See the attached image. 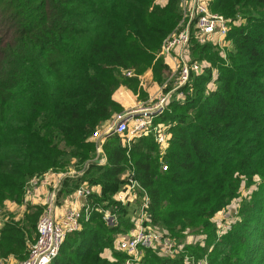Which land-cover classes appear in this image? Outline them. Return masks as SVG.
<instances>
[{
    "label": "trees",
    "instance_id": "trees-1",
    "mask_svg": "<svg viewBox=\"0 0 264 264\" xmlns=\"http://www.w3.org/2000/svg\"><path fill=\"white\" fill-rule=\"evenodd\" d=\"M209 6L228 30L221 41H192L191 59L210 64L180 88L183 100L172 97L155 116L170 134L166 146L153 133L128 144L112 135L102 144L101 164L91 136L122 110L112 96L120 70L149 68L154 80L165 81L168 64L159 51L178 28L181 0H0L1 215L4 201L25 200L32 177L74 166L81 174L63 178L60 195L84 181L99 185L89 200L116 217L108 224L92 211L49 264H124L117 237L134 226L141 203L140 196L126 204L115 199L128 170L148 197L152 228L183 243L174 256L143 248L133 264H187L189 256H207L209 264L264 262V247L251 238L258 231L264 239L254 224V211L264 206V0ZM223 42L232 45L224 57L217 53ZM235 200L236 219L218 234L213 218ZM42 210L28 204L21 220L3 214L1 257L26 258ZM186 232L200 239L188 243Z\"/></svg>",
    "mask_w": 264,
    "mask_h": 264
},
{
    "label": "built area",
    "instance_id": "built-area-1",
    "mask_svg": "<svg viewBox=\"0 0 264 264\" xmlns=\"http://www.w3.org/2000/svg\"><path fill=\"white\" fill-rule=\"evenodd\" d=\"M211 0H181L182 18L175 32L168 35L162 42L159 55L166 63L170 61L171 76L175 77V85L166 93L159 94L153 106H143L127 110L112 116V120L97 128L92 133L96 143V152L101 153L104 140L112 135H118L123 144L132 139L153 133L156 142L165 147L170 136L167 126L163 123L154 124V118L161 113L171 98L183 100L184 92L180 88L185 85L192 74L201 72L203 65L190 57V46L195 39L198 42L209 40L221 41L228 30L227 19L223 15L213 12L209 3ZM168 64V63H167ZM101 151V152H100ZM162 165V170H166ZM75 171H50L41 176L32 177L26 187L27 200L33 196L41 184L50 186L49 200L46 208L39 216L35 239L29 243L25 259L18 264H49L58 254L66 236L81 228L82 219H87L95 209L102 213L103 220L108 224L116 223L115 214L109 209H103L92 204L89 196L94 193L87 184H81L73 192L72 202L62 211L55 214L54 199L62 179L73 176ZM124 184L116 193L115 199L121 204L134 203L137 198L141 203L133 216L134 226L127 234L117 237V247L127 255L124 264H133L142 256V249L154 247L166 256H174L183 248V243H177L166 235L156 231L149 224L146 207L148 197L135 178V172L128 170L124 174ZM141 194V195H140ZM187 264H209L207 256L195 259L186 257Z\"/></svg>",
    "mask_w": 264,
    "mask_h": 264
},
{
    "label": "rangeland",
    "instance_id": "rangeland-1",
    "mask_svg": "<svg viewBox=\"0 0 264 264\" xmlns=\"http://www.w3.org/2000/svg\"><path fill=\"white\" fill-rule=\"evenodd\" d=\"M199 43H201V42H199ZM224 44L225 43L223 42L220 47L217 46V48H218L217 53L219 54V56L221 55L222 57H224L227 54L226 50L227 49L230 50L232 47V45H230V43H226L225 45ZM191 56L193 58L192 52H191ZM206 59L207 58L202 59V60H198V61L196 60V61L202 65L207 66L210 64V62ZM200 61H202V62H200ZM167 67H168V69L165 70V72L167 73V77L162 84H160L159 82L154 80L152 71L149 68L143 72H137L133 68L121 69L120 70V74H121L120 75L121 76L120 84L115 89V91L113 92V95H112L113 98H116V101L118 103L121 102V104L119 103L122 106L121 112H125V111L131 110V109L140 108L143 106H153L157 102V97L159 94H161V93L164 94L170 88H172L175 85V77L171 76L172 68H171L169 63L167 65ZM209 87H210V89L213 88V84L211 82L209 83ZM121 112H117L116 114L121 113ZM113 115H115V113ZM159 115H161V114L159 113ZM111 120H112V117H111V119L104 121L102 124L105 125V124L109 123V121H111ZM60 144H62V142H60ZM85 164H87V163H85ZM71 165H73V164H71ZM79 167H81V166H79ZM68 170H74L75 171L74 176H75L77 174H81L82 168L80 170V169L75 168L74 166H71V167H69ZM50 171H56V170H52L51 168L46 170V172H50ZM62 172H64V171H62ZM126 172H124V173H126ZM246 192H247L246 190L242 191V193H246ZM55 194H57V192ZM31 198H32V196H30V199ZM238 205H239V200L233 201L232 204L228 208H226L224 211L216 214V216L213 218L215 223H217L218 227H219L218 234H220L222 231H226L227 229H229L230 224H232L235 221L236 210L238 208ZM42 208L45 209L46 204H44V206ZM254 214H255V219H256L254 224L257 225V227L259 228L258 230H264V206L257 208L256 211H254ZM119 235H122V234H119ZM251 238L255 244H258V245L264 247V239H263V235L261 233L256 231V233H254L251 236ZM182 239L188 243H194L200 239V234H198L197 232H186L185 235L182 237ZM218 239H220V238H218ZM258 254L260 256H263L264 255V249H260ZM253 263H255V262H253ZM253 263H251V264H253ZM256 264H258V263H256ZM259 264H264V262L262 261Z\"/></svg>",
    "mask_w": 264,
    "mask_h": 264
},
{
    "label": "crops",
    "instance_id": "crops-1",
    "mask_svg": "<svg viewBox=\"0 0 264 264\" xmlns=\"http://www.w3.org/2000/svg\"><path fill=\"white\" fill-rule=\"evenodd\" d=\"M163 1V0H161ZM168 63L170 64V61L168 60ZM116 100V98H114ZM121 104V102H119ZM125 107V106H124ZM126 108V107H125ZM94 140V139H93ZM106 140H104L105 142ZM102 151V152H101ZM101 153L96 152L95 159L98 160L99 163H105V158L103 156V150H101ZM74 171V170H73ZM125 174V173H124ZM124 176V175H123ZM84 184H87L89 187L92 188L94 193H100V186L99 185H89L86 181H84ZM50 186L41 184L38 187V190L36 193L30 197L27 200L22 201L21 203H16L14 201L6 200L4 201V212L0 213V230L3 224V214H12L14 216V219L21 220L24 217L25 212L27 211V206L30 204L31 206H44L49 200L50 195ZM73 193L70 195H60L59 191L55 195L54 199V211L55 214H61L62 211L72 202ZM17 217V218H16ZM35 231L31 232V240L35 239ZM106 255L109 256V253L106 252ZM20 260L15 258L13 255H9L7 257H1L0 256V264H18Z\"/></svg>",
    "mask_w": 264,
    "mask_h": 264
}]
</instances>
